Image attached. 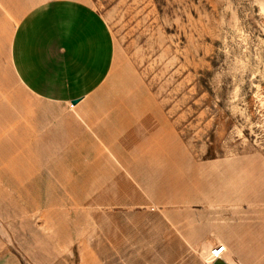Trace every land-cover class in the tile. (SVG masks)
<instances>
[{"label":"rangeland","instance_id":"rangeland-1","mask_svg":"<svg viewBox=\"0 0 264 264\" xmlns=\"http://www.w3.org/2000/svg\"><path fill=\"white\" fill-rule=\"evenodd\" d=\"M85 1L116 49L98 113L153 117L179 165L143 168L130 198L124 186L87 181L82 163L99 152L58 150L44 137L57 109L14 76L4 25L0 258L208 264L224 243L230 264H264V0Z\"/></svg>","mask_w":264,"mask_h":264},{"label":"crops","instance_id":"crops-1","mask_svg":"<svg viewBox=\"0 0 264 264\" xmlns=\"http://www.w3.org/2000/svg\"><path fill=\"white\" fill-rule=\"evenodd\" d=\"M4 25L14 76L32 97L57 109L41 130L44 137L58 150L99 152L82 163L87 181L108 182L114 191L124 186L130 198L139 192L135 184L146 182L143 168L147 176V167L179 165L176 148L153 117L132 110L98 113L116 49L95 6L85 0H0V33ZM0 264L11 263L0 258Z\"/></svg>","mask_w":264,"mask_h":264},{"label":"built area","instance_id":"built-area-1","mask_svg":"<svg viewBox=\"0 0 264 264\" xmlns=\"http://www.w3.org/2000/svg\"><path fill=\"white\" fill-rule=\"evenodd\" d=\"M228 248L224 243L215 244L208 252L206 256V262L208 264H214L219 258L223 259L226 264H230L227 258Z\"/></svg>","mask_w":264,"mask_h":264},{"label":"water","instance_id":"water-1","mask_svg":"<svg viewBox=\"0 0 264 264\" xmlns=\"http://www.w3.org/2000/svg\"><path fill=\"white\" fill-rule=\"evenodd\" d=\"M78 101H79V99H74V100H73V103H77ZM214 264H226V262H225L223 259L219 258V259H217V260L215 261Z\"/></svg>","mask_w":264,"mask_h":264}]
</instances>
